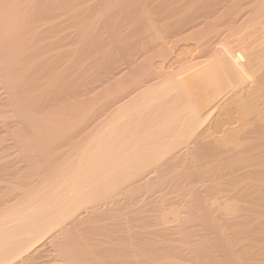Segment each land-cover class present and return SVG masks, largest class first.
<instances>
[{
  "label": "rangeland",
  "instance_id": "rangeland-1",
  "mask_svg": "<svg viewBox=\"0 0 264 264\" xmlns=\"http://www.w3.org/2000/svg\"><path fill=\"white\" fill-rule=\"evenodd\" d=\"M10 1L12 0H0V13L2 12L1 14H4L3 16L7 22H13L12 16L13 18L15 17V21H17L16 25L18 24V27L15 26V22L12 24L19 34L16 30H14V32L12 31L14 28H11V24H8L7 26L5 25L6 23H2L6 28H11V33L14 35L10 34L8 36V41H6L8 46L6 45V48H4V53L0 51V53L2 52V54H0V211L5 209V211L0 212V215L12 208V206L14 207L16 204L18 207L20 203L18 204L17 202L21 201V199L24 200L25 198L26 203L29 197L30 200L28 199V202L31 201V199H33L32 201L36 198L38 199V196H45L47 193L43 194L42 190L44 188L47 190V187L52 188L54 186L52 184H55L58 181L55 179L60 175L59 173L70 171L66 170L67 166L65 165L67 163L68 168L73 169L76 161L79 160L80 155L85 153L88 154L89 152L91 153L97 150L96 146H99L101 138L105 139L107 137L108 126L117 110V106L113 108L112 105H110L113 104L112 101L114 102V99L111 100L112 96H114L113 98H117V95H120L125 88H133L134 82L137 80H145L147 78L146 76L150 75V72L153 73L160 69L163 61L173 54L185 50H192L195 45L197 46L198 44V46H200L208 40H210L213 45L216 44L219 46L222 41L230 40L229 37H231V39L234 36V38L238 37L237 33L241 32V30L242 34L251 31L249 27L257 22L264 7V0ZM258 9L260 11H258ZM5 11H10L13 14L10 13L11 16L7 13L11 18L5 16ZM243 15L244 17H242ZM5 19L2 22H5ZM253 20H255V22ZM23 23L24 26H22ZM195 24L198 26L192 28V30L190 29L188 32H183V34L180 33L184 29L193 27ZM3 26L2 28H5ZM25 27L28 31H26ZM11 35H13V40L10 38ZM147 47L150 48L146 49ZM13 49L14 51H12ZM196 53L202 57L205 55L199 50ZM197 54L196 56H198ZM199 56L197 59H199ZM163 78L164 77L159 78V80ZM139 82H137V84ZM4 90L5 92H3ZM10 96L12 98H10ZM56 158L57 160H55ZM64 172L61 174L62 176L66 174ZM34 174L37 175L35 176ZM22 177L27 178L23 179ZM44 178H46V181ZM175 178V176L171 175L167 182L169 183L171 180H174V183H171L172 181L170 182L171 184L166 182L167 185H163L164 189L161 188L162 190L159 189L160 187H158V189L150 187V190L153 189L155 192L158 190L156 193L159 192L160 196H164V194L166 196V191L172 194L170 189L173 187L174 191L177 181L182 177L178 176L176 178L177 181ZM54 180L55 183H53ZM247 182L249 184L250 181L245 180V182L241 184L248 186ZM170 185L171 188L168 187ZM256 186L260 187L258 184ZM216 187H218L216 188V191H218L219 186ZM220 187L222 189L224 188V185ZM38 189L41 191H38ZM167 189H169V191ZM199 189L202 196L198 192ZM201 189V186L195 188L194 191L197 190L198 194H196L197 192H194V198L193 195L192 198L189 196L191 199L189 205L187 200V203L184 201L186 205H184L185 203H181L183 200L181 195L178 198V195L180 194L179 190V194L175 192L177 191L176 189L174 191V193L178 194L177 197L175 196L176 194L173 195L174 193L172 194L173 197L167 193L171 200L170 203L168 202V207H166L170 208L171 206V208L174 207V209L179 208V211H182L181 216L184 218V228L186 227L185 229L178 228L180 232L178 235H168L169 241L173 239H171V237L176 238L173 239L171 245L170 242L167 244L168 239L164 240V235L162 236V234L161 238L164 241L161 240V238L158 239V237H155L154 240L153 236H147L151 230L153 231V229H156L157 231L160 228L159 226H157V228L159 227L158 229L156 226L153 228L151 226H154V224L156 225V220H160L159 216L162 214L160 213L162 209H156L154 204H156L155 201H157L158 198L161 199L163 196L160 197L153 192L154 195L158 196L156 199L155 197H151V195L154 196L153 193L151 194L152 191L149 189H141V191H139L140 195L137 192V196H139L137 199L139 200H132L133 202H127L123 196H118L119 198L116 197L119 199V204L121 205L120 208L122 210L121 212L119 207L113 205V202H109L110 205L108 204V206L111 208L117 207L119 210L116 211L117 214L120 213L118 216L116 213H113L114 215H112L111 212V214L109 213L110 216H107L106 214L107 218H105V215H102V219H99L101 223H99V225H97L98 223L95 220H92L93 226L90 224V227H94V231L92 232L93 234H96V236H99H97L99 242H95V247L99 249H107L105 252L108 253H105V255L106 257H108L107 255H112L110 256L112 261L113 259L118 260L119 257L122 259L123 256L126 258L128 254L125 255V253H127L126 251H129L127 247H125L127 244L123 245V247L121 244L123 241L121 240L120 242L119 239L125 237V235L122 236L125 232L119 236L120 230L124 226L123 222L126 220L125 217H130L132 215L136 216V214L138 216L139 214L144 216L146 214L147 221L145 220L144 222H149L148 217H150L151 223L153 224L154 222V224L151 225L149 222L146 225L150 224L151 226H148V229L147 226L144 227L146 229V231H144L145 233L142 232L144 230L143 228H140L139 230L141 232H139L141 234L143 233V235L147 232V235H144L145 237L142 235L143 241H146V237H150L154 242L153 244L151 243V245L147 244V242H151H149V238L147 242H144V246L142 245V249L146 250L149 245L151 248L149 247L148 249L152 252H148L149 250H147L148 253L156 257H159L160 255L164 256L165 254L166 257V254L169 253L168 250H166V253L163 251L164 254L159 253L160 255L154 251H156V248L157 250L159 248L165 250V248H168V246L165 245H170L169 248L171 249H169V251L180 253L178 254L179 256H177V254L175 256L171 253L173 255L170 256L171 259L167 256V260L161 259L163 261H160L162 262L161 264H169L172 258L174 260H172L170 264H186L184 262H192L191 264H249L250 260V264H264V233L261 235L262 237L256 233L261 229V226L258 223H264V216L262 215L264 214V207L260 208L261 211L256 214L257 216L248 211L249 218H251L250 216H252V218H247V220L250 221L255 219V223H252L249 227L254 228L257 224V226L260 227L258 230L255 229L256 231L254 232L256 234L252 231L246 233L240 228L231 226L227 221L229 228H226L228 227L226 224V227H223L225 219L222 217V214H220L221 212L215 211L219 213L218 216L215 213V216V214L212 215L213 210L208 208V206L211 207L208 202L210 204L211 202H221L220 198H218L219 196L215 194L214 190H211L214 191V193H212L215 197L212 196L210 198L211 193L209 194L208 192V202H202L204 201L202 198L205 200L207 198L205 196L206 192L203 193V191L206 190L203 188L204 190L202 191ZM48 190L50 189L48 188ZM187 190L188 187L185 192H189ZM38 192L41 195H38ZM43 192L48 191L43 190ZM110 193H108V195ZM224 193L223 195H226ZM26 194H29V197H27ZM34 196H36L35 199ZM180 197L181 201L173 206L172 200L175 198L174 202H176ZM189 197L188 200H190ZM213 198L214 201H212ZM41 199L42 198L38 201ZM113 199L111 197L109 200L111 201ZM160 199L157 201L158 204L161 201ZM200 199L202 201H200ZM216 199L218 200L215 201ZM151 200H154L153 205H150ZM120 201L122 203H120ZM239 202L240 201H237L238 204L241 203V206H246V203ZM4 203L6 207H4ZM23 203L24 202L22 201L21 204ZM180 203L182 205H179ZM204 203H206V205ZM254 205L257 207L253 208V204H251V208L257 211V208H259V206H264V203L260 202V204ZM152 206L159 211H152ZM241 212H245L246 214L247 211L242 210ZM245 214L242 215L245 216ZM243 216L242 218H245ZM215 217H218L220 221ZM256 217L257 220L260 219L262 222L256 221ZM143 220L141 219V222H143ZM247 220L245 219L244 221L248 222ZM86 221H84V224L82 225L87 229L89 224ZM106 222H109V225H107ZM141 222L138 223L140 224V227H143L142 224L144 225L145 223L143 222L141 224ZM102 226L103 229L100 228ZM239 229L242 233L238 232L240 231ZM73 230L74 229L70 231L73 233L70 234L69 232L65 237L64 243L67 238H69V242L67 240L65 243L67 245H65V247L72 250V252H74L76 247L75 252L80 255L79 257L81 259L82 254L84 255L88 250L86 251V246L85 248H82L84 245L81 244L78 231L75 233L76 231ZM95 230H98L97 233H95ZM105 230L107 232H105ZM181 230L183 232H181ZM261 230L264 232V224ZM261 230L258 233H260ZM99 232L107 237L111 235L110 238L108 237L109 239L107 238L108 244L103 243V241H106L104 240L105 237L102 236L104 239L101 238ZM157 232L159 233V231ZM233 232H237L235 233L237 237L233 236ZM240 233L241 235H239ZM252 233L255 234V236L252 235ZM150 235L153 234L150 233ZM155 236L158 235L156 234ZM178 236L185 240H181L183 242L179 243L180 240L178 242ZM258 236L260 238H257ZM116 237H119V240L115 241V239H117ZM236 238L237 240L234 241ZM261 238H263V241ZM158 242L161 244L159 245ZM69 243L72 244V247ZM180 244L182 246H180ZM78 245H81V248ZM154 247L156 248L154 249ZM180 247L182 250L185 249L186 253H183V251L181 252ZM173 249H176V252ZM237 249H240L239 252L241 253L237 252ZM158 251L162 252L160 250ZM147 252L145 251V253ZM190 252H192V254H190ZM155 253L157 255H154ZM182 253L185 257H188L185 259ZM84 257L86 258V255L83 256V259ZM152 258L153 264H160L157 263L160 260V257L157 259H154V257ZM156 260L158 261L154 262ZM86 264H90V262L86 261Z\"/></svg>",
  "mask_w": 264,
  "mask_h": 264
},
{
  "label": "bare ground",
  "instance_id": "bare-ground-1",
  "mask_svg": "<svg viewBox=\"0 0 264 264\" xmlns=\"http://www.w3.org/2000/svg\"><path fill=\"white\" fill-rule=\"evenodd\" d=\"M258 11L260 10L258 9ZM5 12V16L12 14L10 11ZM1 13L0 26L2 23H6L5 25L8 26V24H11V28H14V22L15 26L18 25H16L17 21H15V17L13 18V14L11 15L13 22H7L3 16L4 14ZM11 16L9 17L11 18ZM242 17H244V15ZM4 19L5 22H2ZM253 21L255 22V20ZM2 26L0 27V51L4 53V48H6L7 45L6 41H8L7 38L10 34H13L11 32H14L16 29L14 28L11 31V28L8 29L5 26H3L5 28H2ZM22 26H24V23ZM197 26L198 25L195 24L193 27L184 29L180 33L183 34V32H188L190 29L192 30V28ZM249 29H251V31L247 32H244L243 29V34L240 29L241 32H236L238 37L234 38V36L232 39L229 37L230 40L222 41L219 46L216 44L213 45L212 42L208 40L200 46H198V44L197 46L195 45L192 50H185L173 54L163 61L160 69L153 73L150 72V75H147L145 80H139L140 82L137 80L134 82V87L132 85L133 88H125L120 95L116 94L118 96L117 98L115 97L116 99L111 95V100L114 99V102L112 101L113 104H108L112 105L113 108L117 106V110L115 109L116 112L114 111V117L112 115L113 118L108 126V130L106 129L108 131L107 137L105 139L101 138L99 146H96L97 150L80 155L74 168L71 167L73 169H69L67 163L65 165L67 166L66 170L70 171H63L66 173L63 176L61 175L63 172L59 173L60 175L55 179L56 181L58 180L56 182L57 184L54 180L53 183L55 184H52L54 185L52 188L47 187V190H45L46 188L43 189L48 192H43L42 190L43 194L47 193L45 196H38L37 199L36 194V196H34V199H36L34 201L31 199V201L28 202L30 197L28 196L29 194H26V196L29 197L26 203L25 198L24 200L21 199V201L17 202L18 204L20 203L18 207L16 204L0 215V264H86V261L90 262V264H144L145 262V264H153L152 257H154V259L160 257V260L158 259L159 261L156 260L154 262L158 261L157 263L161 264L163 259L167 260V256L171 259L170 256H173L172 254L175 256L176 254L177 256L180 254L176 252V249H173L176 253L169 251V249H171L169 248L171 242L175 237H171V239H173L169 241L168 235H178L180 233L178 228H186H184V218L181 216L182 211H179V208H177L178 210L174 209V207L171 208L170 205H176V203L181 201V197L183 200L181 203L184 204L188 201L189 205L191 201L190 197L192 198L193 193L197 192V190L194 191L197 186H201L202 191L204 189L206 190L203 191V193L206 192V198L208 192L209 194L211 193L210 198L212 196L215 197L213 194L214 191L215 194L219 196L218 198L221 200L220 203L211 202L210 204L208 202L209 198L206 200L202 198L204 201L201 199L200 201L208 202L212 207L208 206V208L213 210L212 215L216 213L218 216L219 213L217 212H221L220 214H222V217L225 219V223H223L224 226L222 225L223 227L228 226L226 228H229V225H227L229 223L231 226L240 228L247 233L258 230L260 227L257 225L259 224L262 229L264 223L260 219L257 220L256 217V221H261L262 223H258L255 226L256 228H251L249 225L255 223V219L248 221L247 218H252V216L249 218L248 211L256 215L261 211L260 208L264 207L258 205L259 208H257V211L255 209L253 210V208L257 207L254 204H260V202L264 203V7L257 22L252 24ZM26 31L28 30L26 29ZM13 35L10 37L12 40ZM148 48L150 47L146 49ZM198 50L205 55L203 57L199 56L196 53ZM12 51H14V49ZM2 52L0 54H2ZM195 53L199 56V59H197L198 56H196ZM162 77L164 78L159 80V78ZM137 82L139 83L137 84ZM3 92H5V90ZM10 98L12 97L10 96ZM55 160H57V158ZM39 173L42 174L41 172ZM171 175L176 178L178 176L182 177L181 179L179 178V181L175 178L177 184H173L176 186V188L175 186L174 188L177 190L175 191L174 189V191L176 193L180 191V194L174 193L173 187L170 189V192H172V194L174 193L173 195L176 194V197L178 195V198L181 195V197L179 200L177 199L178 201L175 200L176 202H174L176 197L174 199L172 198L173 202L171 201L172 204L169 205L170 208H167L168 202L170 203L171 200L168 195L172 194L166 191V196L169 198L164 194L166 199L163 195H161L163 197L160 199L158 198L160 193L158 192V194L156 192L158 191V187H160V190L164 189L163 185H167L166 182ZM44 179L46 181V178ZM245 180L250 181L249 184L247 182L248 186L241 184L245 182ZM171 181V183H174V180ZM257 184L260 187H257ZM222 185H224V188L221 189L220 186ZM216 186H219L218 191H216V188H218ZM150 187L157 188V191L155 192L153 189L150 190ZM168 187L171 188V185ZM187 187V191L189 192H185ZM48 188L50 190H48ZM141 189H149L152 191L151 194L155 192L158 196L153 193L154 196L151 195V197H157L161 200L158 204L157 201L159 200L156 198L157 201L155 202L157 206L154 204V200L156 199L151 200L150 203V205L154 204L156 209H162V212L160 211L162 214L159 216L160 220H158L159 223L156 220V225L153 222L154 226H151L153 224L150 221V217H148V221L151 225H146L149 223L144 222L145 220L147 221L146 214L144 215L145 217L143 215L141 216L139 213V216L137 214L136 216L131 214L132 216H128L129 218L125 217V222L122 221L124 223V228H121L122 231L120 230L119 235L121 236L125 232L122 235H125V237H116L117 239H115V241L120 239V242L121 240L123 241L121 243L122 246L127 244L125 247H127L129 251L125 250L127 252L125 255H128L126 258L123 256L122 259L119 257L118 260L113 259L112 261L110 259L112 255H107L109 259L105 255V253H108L105 252L107 249L95 247L96 241H98V235L96 236V234L92 232L94 231L92 220H95L98 223L97 225H99V219H102V215L106 216L107 214V216H110L111 213L114 215L113 213L119 211L117 207L120 208L121 205L119 204V199L116 197L123 196L127 202L134 201L139 197L137 194L139 193L140 195L139 191H141ZM167 190L169 191V189ZM38 191L41 190L38 189ZM198 192L202 196L200 189ZM198 192L196 194H198ZM108 193H110L109 195L111 196H109ZM223 193L226 195H223ZM38 195L41 194L38 192ZM111 197L114 199L110 201L109 199ZM188 197L190 200H188ZM40 198L42 199L38 201ZM217 200L218 199L215 201ZM22 201L24 202L23 204H21ZM212 201H214V198ZM237 201L244 202L246 206L248 205L249 207L244 205L241 206V203L239 202L240 204H238ZM109 202H113L112 204L117 207L111 208L108 206V204L110 205ZM120 203L122 202L120 201ZM181 203L179 205H182ZM186 203L184 205H186ZM204 204L206 205V203ZM251 204H253V208H251ZM4 207H6L5 203ZM156 209L153 208L151 210L158 212L159 210ZM242 210L247 211L246 214L245 212L242 213ZM1 211H5V209ZM121 211L120 208V212ZM119 214H117V216ZM240 214H245V216L242 215L245 218H242ZM262 215L264 216V214ZM107 216L105 218H107ZM215 218L219 219L218 217ZM141 219H144V225ZM245 219L248 222L244 221ZM84 221L89 224V227L86 225L87 229L82 225ZM138 222H141L143 227H140ZM108 223L107 225H109ZM90 224L92 225L91 227ZM145 226H147V229L148 226L152 228L155 226L156 228L157 226L160 227H158L159 230H157L160 234L156 229H153V231L151 230L150 232L153 235H150V233L147 235V232L144 235L153 236V239L155 237L160 239L161 234L162 236L164 235V240L168 239L167 244L170 242V245H165L168 246L167 249L164 247L165 250H163L161 246L162 250L160 248L158 250L162 252L157 250L156 245V247H154L156 251L154 252L160 255L159 253L164 254L163 251L166 253V250H168L169 253L166 254V257L165 254L164 256L160 255L156 257L148 253L152 252L148 248H151L149 245H151V243L153 244L154 241H152L153 239L150 237H146V241H143L142 235L145 233L144 231H146L144 228ZM100 228L103 229V226ZM140 228L144 229H142V234L140 233ZM72 229L76 231L75 233L78 231L81 244L84 245L82 248L86 246L85 249L86 251L88 250L86 252L87 254H82L81 259L79 257L80 255L75 252L76 247L75 249L72 248L75 253L65 247V245H67L65 244L67 240L69 242V238H67L64 243L65 237ZM241 230L238 232L242 233ZM97 231L95 233H97ZM259 231L256 233L261 236L264 232L261 230L262 233L260 232V234L258 233ZM100 232L99 235L101 238L105 237V239H103L106 240L103 241V243H107V238H110L111 235L107 237L106 235H102L103 232ZM105 232L107 231L105 230ZM181 232L183 231L181 230ZM71 233L73 232H70V234ZM235 233L233 232V236H236ZM241 233L239 235H241ZM156 234L158 236H155ZM255 234L252 233L254 236ZM149 238V242L151 241L150 243L147 242ZM179 238V243L185 240ZM257 238L260 237L258 236ZM263 238H261L262 241ZM161 240L163 239L161 238ZM235 240H237V238L234 239V241ZM144 242L149 244L146 250L142 249V245L145 244ZM71 245L72 244H70V246ZM180 246L182 245L180 244ZM147 250L149 251L147 252ZM237 250V252L240 251V249ZM145 251L147 253H145ZM182 251L186 253L185 249H181V252ZM156 253L154 255H157ZM190 254H192V252H190ZM85 255L86 258L84 257L83 259ZM183 257L186 259L188 256L185 257L183 254ZM172 260L174 259L172 258ZM250 261L249 264L251 263ZM184 263L191 264L192 262Z\"/></svg>",
  "mask_w": 264,
  "mask_h": 264
}]
</instances>
